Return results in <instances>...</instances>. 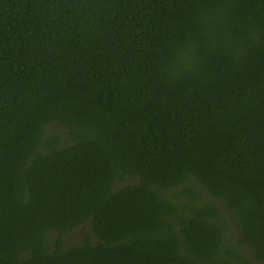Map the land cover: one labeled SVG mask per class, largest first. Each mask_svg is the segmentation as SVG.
Segmentation results:
<instances>
[{"label":"trees","instance_id":"trees-1","mask_svg":"<svg viewBox=\"0 0 264 264\" xmlns=\"http://www.w3.org/2000/svg\"><path fill=\"white\" fill-rule=\"evenodd\" d=\"M0 264H264V0H0Z\"/></svg>","mask_w":264,"mask_h":264},{"label":"rangeland","instance_id":"rangeland-1","mask_svg":"<svg viewBox=\"0 0 264 264\" xmlns=\"http://www.w3.org/2000/svg\"><path fill=\"white\" fill-rule=\"evenodd\" d=\"M60 127H61V124H59V123L54 124L52 127V131H57L58 129H60ZM88 232H90V231H87L84 228H80L77 231L69 234V236L67 238V242H66L67 245L69 246V245H73V244L82 242L84 237L86 236V233H88Z\"/></svg>","mask_w":264,"mask_h":264}]
</instances>
